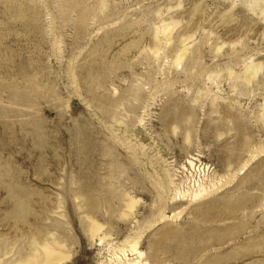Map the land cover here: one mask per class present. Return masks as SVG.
Wrapping results in <instances>:
<instances>
[{"label":"rangeland","instance_id":"374dc122","mask_svg":"<svg viewBox=\"0 0 264 264\" xmlns=\"http://www.w3.org/2000/svg\"><path fill=\"white\" fill-rule=\"evenodd\" d=\"M246 1L0 0V264L47 233L63 264H264V20Z\"/></svg>","mask_w":264,"mask_h":264},{"label":"bare ground","instance_id":"6f19581e","mask_svg":"<svg viewBox=\"0 0 264 264\" xmlns=\"http://www.w3.org/2000/svg\"><path fill=\"white\" fill-rule=\"evenodd\" d=\"M246 2H247L246 5L248 6V8L252 11L257 10L258 13L261 15V17L264 20V0H247ZM171 25H172V23H170V22L169 23L165 22V24H163V23L160 24L159 25L160 27L156 28V30H155V33H156L155 38L157 39L158 33H161L165 37H170L169 34H170V31L172 30ZM186 40L187 39L185 38V39L181 40L180 42L185 43ZM185 46L186 45L183 44V48H182L181 52L176 55L174 62H179L182 59L185 52L187 51V48ZM249 67L250 66H248L247 69ZM245 80H247V79H245ZM262 117L264 118V114H262ZM260 154H261V151H260ZM251 157L249 159H251ZM188 163H189V165L193 164L191 161H188ZM248 163H249V161L247 160V162L244 163V165L240 168V170H239L240 173L243 172V170L246 168ZM210 186L212 188H210V187L207 188V187L199 184V185H197L196 188L192 189L190 192L186 191V193L191 198L196 199L197 197H200L202 195H206L209 192H211L212 190H214L216 184L215 185L211 184ZM127 206L129 209H131L132 208V201L127 202ZM100 229H101L100 226H98L96 223L90 221L88 233L90 234L91 237L97 236ZM38 235L39 234H33L28 239V241H27L28 242V249L26 251H24L22 253L20 252L18 255L16 254V256H14V258L7 259L3 264H63L69 259V255H67L65 252L61 251V248L63 247L62 243H61L62 241L60 242L59 240L53 238L54 234L47 233V235L45 234L44 236L40 235V236H42V237L39 236L40 238H38ZM101 239L102 238L99 237L98 240L100 241ZM136 245H137V242H134L131 244L130 252H135L138 255V257H141L142 253L140 251H137ZM116 253L125 257V251L123 249L118 250V251H114L113 258H111L109 260L110 264H120L118 261L121 260V257L120 256L118 257V255ZM1 261H2V259H1ZM126 261H127V264H141V262L131 263L132 261H130L128 259Z\"/></svg>","mask_w":264,"mask_h":264}]
</instances>
